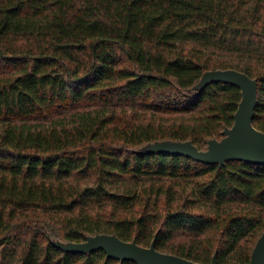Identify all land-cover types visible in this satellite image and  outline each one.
<instances>
[{"label":"trees","instance_id":"16d2710c","mask_svg":"<svg viewBox=\"0 0 264 264\" xmlns=\"http://www.w3.org/2000/svg\"><path fill=\"white\" fill-rule=\"evenodd\" d=\"M258 79L264 0H0V264H137L56 243L96 233L209 264H246L264 232V164L151 153L206 149Z\"/></svg>","mask_w":264,"mask_h":264},{"label":"water","instance_id":"95a60500","mask_svg":"<svg viewBox=\"0 0 264 264\" xmlns=\"http://www.w3.org/2000/svg\"><path fill=\"white\" fill-rule=\"evenodd\" d=\"M215 81L233 84L242 91L235 122L233 126L225 128V136L222 139L209 140L206 149H199L192 141L165 140L149 145L148 152L187 156L220 166L225 165L228 160L264 164V131L254 125L258 104V79L237 69H215L204 73L196 87L202 90ZM56 245L68 252L92 253L103 249L108 257L131 260L137 264H205L158 250L157 235L150 246L140 245L136 240H123L110 233L88 235L81 242L58 241ZM209 264H218L217 252ZM246 264H264V232L255 245L251 261Z\"/></svg>","mask_w":264,"mask_h":264}]
</instances>
